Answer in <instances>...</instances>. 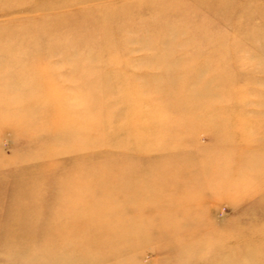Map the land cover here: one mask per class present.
<instances>
[{
	"label": "rangeland",
	"instance_id": "obj_1",
	"mask_svg": "<svg viewBox=\"0 0 264 264\" xmlns=\"http://www.w3.org/2000/svg\"><path fill=\"white\" fill-rule=\"evenodd\" d=\"M0 264H264V0H0Z\"/></svg>",
	"mask_w": 264,
	"mask_h": 264
},
{
	"label": "bare ground",
	"instance_id": "obj_2",
	"mask_svg": "<svg viewBox=\"0 0 264 264\" xmlns=\"http://www.w3.org/2000/svg\"><path fill=\"white\" fill-rule=\"evenodd\" d=\"M95 106H96V103H94V102L90 105V107H92L90 112L94 111ZM168 241H169L168 246H169V249H170L172 247V245H170L171 244V237L168 238ZM192 242H194V241H192Z\"/></svg>",
	"mask_w": 264,
	"mask_h": 264
}]
</instances>
